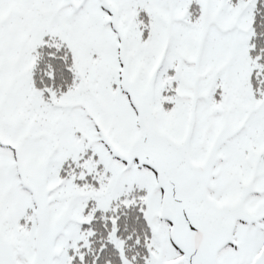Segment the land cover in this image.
Masks as SVG:
<instances>
[{"label": "snow or ice", "instance_id": "1", "mask_svg": "<svg viewBox=\"0 0 264 264\" xmlns=\"http://www.w3.org/2000/svg\"><path fill=\"white\" fill-rule=\"evenodd\" d=\"M0 264H264V0H0Z\"/></svg>", "mask_w": 264, "mask_h": 264}]
</instances>
